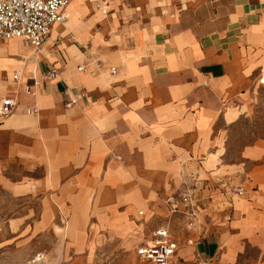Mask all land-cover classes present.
Masks as SVG:
<instances>
[{"label": "crops", "instance_id": "crops-1", "mask_svg": "<svg viewBox=\"0 0 264 264\" xmlns=\"http://www.w3.org/2000/svg\"><path fill=\"white\" fill-rule=\"evenodd\" d=\"M71 2L39 52L0 44V100L15 102L0 120V188L40 197L41 218L43 204L140 205L137 190L122 198L112 188L124 170L156 187L186 156L208 154L196 166L209 180L200 193L208 216L174 264H264V140L233 161L216 155L221 133L264 104V0H108L106 16L126 3L131 21L107 20L103 31L119 36L106 39L99 64L65 44L89 35L70 20Z\"/></svg>", "mask_w": 264, "mask_h": 264}, {"label": "rangeland", "instance_id": "rangeland-1", "mask_svg": "<svg viewBox=\"0 0 264 264\" xmlns=\"http://www.w3.org/2000/svg\"><path fill=\"white\" fill-rule=\"evenodd\" d=\"M71 3L76 11V15L71 16L75 19L74 25L84 22L89 35L81 44L73 37L65 40V44L76 46L89 56L91 62L99 64V53L106 39L119 36L116 28L103 31L107 20L114 21L115 26L120 20L124 23L131 21L130 17L121 16L123 11H130V4L125 3L124 7L112 5L110 15L106 16L95 12L89 0H73ZM86 4L89 11L84 15L80 10ZM96 63H93V69ZM259 139L264 140V104L258 102L251 119L237 123L229 134L227 131L221 133L216 155L221 154L220 160L233 161L244 145ZM124 157L125 162H131L132 155ZM206 157L210 155L197 159L186 156L183 162L191 165H178L175 171L166 172L162 183L156 187L140 182L141 173L135 172L138 175L134 179L131 177L133 171L124 170L123 174L128 177L112 188L122 198L137 190L144 200L140 205L131 201L106 203V206L94 201L43 204V213L48 217L41 218L40 197L11 195L0 188V264H134L135 248L157 227L169 228L181 243L187 242L191 236L197 238L208 216L200 211L206 206L200 193L209 180L196 166ZM149 196L152 199H147ZM173 210L175 214H172Z\"/></svg>", "mask_w": 264, "mask_h": 264}, {"label": "built area", "instance_id": "built-area-1", "mask_svg": "<svg viewBox=\"0 0 264 264\" xmlns=\"http://www.w3.org/2000/svg\"><path fill=\"white\" fill-rule=\"evenodd\" d=\"M72 0H0V44L20 40L39 52L55 24L63 23L67 17L66 6ZM96 10L107 13L108 0H93ZM264 13V8L262 9ZM87 44L83 46L86 49ZM79 71L82 67L78 68ZM56 70L45 75V80H54ZM71 100L70 104H74ZM15 109L11 99L0 100V120L10 116ZM232 194L240 195V188H233ZM175 210L172 214H175ZM182 243L169 228L160 227L140 243L134 250L136 264H174L175 256Z\"/></svg>", "mask_w": 264, "mask_h": 264}, {"label": "bare ground", "instance_id": "bare-ground-1", "mask_svg": "<svg viewBox=\"0 0 264 264\" xmlns=\"http://www.w3.org/2000/svg\"><path fill=\"white\" fill-rule=\"evenodd\" d=\"M69 11H70V10H69ZM66 17H67V19H68V17H69V15H68V13H67V7H66ZM67 19H66V20H67ZM71 19H72V18H71ZM66 20H65V21H66ZM65 21H64V22H65ZM64 22H63V23H64ZM68 22H69V21H68ZM63 23H61V24H63ZM61 24H60V25H61ZM55 25H56V24H55Z\"/></svg>", "mask_w": 264, "mask_h": 264}]
</instances>
